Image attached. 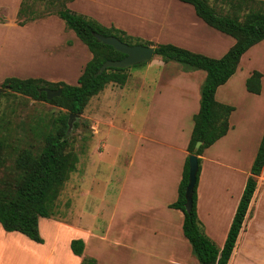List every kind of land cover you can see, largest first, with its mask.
Listing matches in <instances>:
<instances>
[{
    "label": "crops",
    "instance_id": "0c3cea01",
    "mask_svg": "<svg viewBox=\"0 0 264 264\" xmlns=\"http://www.w3.org/2000/svg\"><path fill=\"white\" fill-rule=\"evenodd\" d=\"M19 1L11 3L13 15L0 22V79L42 78L76 84L84 65L91 58L88 48L55 15L17 24ZM86 1L89 0H72L67 6L105 26L113 25L129 35L155 44L171 43L219 58L234 43L232 37L199 18L191 4L180 0H101L100 3L90 0L91 5ZM169 62L153 55L150 60L142 62L138 73L146 78L155 65L163 68ZM255 70L261 73V91L258 94L245 88L246 78ZM202 71L181 70L182 74L167 77L166 83H171L173 89L169 90L168 85L165 92H161L159 87L151 92H98L89 99L87 105L92 103L98 109L97 127L95 124L93 127L100 129L102 125L103 128L113 126L107 114L112 103L109 98L130 95L133 101L129 109V126L120 128L127 133L123 135L124 146L129 143L128 134L133 135V139L129 151L122 155V167H117L122 175L117 180L116 195L111 196L113 207H109L105 237L96 232L80 235L85 244V255L95 258L97 254L93 250L92 255L86 253L90 240L101 237L104 240L114 227L118 235L114 245L138 256L134 264L137 261L138 264H199L188 252L185 257L182 255L181 248L188 251L186 243H189L182 231L183 213L169 205L177 199L188 155L193 116L199 109L200 85L206 75ZM164 82L158 83L165 87ZM215 99L234 109L228 118L226 134L197 155L200 172L196 210L206 235L221 247L264 132V39L241 55L233 75L216 89ZM130 114L140 121L138 131L130 127ZM106 141L104 139L102 143L103 151ZM263 204L264 165L256 176L255 191L227 264L264 263L257 259L259 255L256 256L252 248L254 242L264 237L258 225V212ZM44 218H39L38 226ZM47 221L57 227L65 226L54 219ZM19 242L35 245L21 233L5 231L0 225V264H19L21 255L24 256L21 264H25V257L28 264L39 263L35 249L24 245L32 253L21 254ZM62 249H66L65 244H62ZM65 253L70 259L69 253ZM48 259V255L44 257V261Z\"/></svg>",
    "mask_w": 264,
    "mask_h": 264
},
{
    "label": "trees",
    "instance_id": "16d2710c",
    "mask_svg": "<svg viewBox=\"0 0 264 264\" xmlns=\"http://www.w3.org/2000/svg\"><path fill=\"white\" fill-rule=\"evenodd\" d=\"M27 1L19 2L16 11L17 24L23 25L55 14L64 21L65 27L72 30L88 48L91 58L84 65L74 85L63 81L51 82L42 78L7 77L2 81V86L12 92L46 100L67 109L74 115L83 113L89 99L100 92L106 84L112 82L123 85L128 77L126 70L129 67H107L100 74H96L105 60H117L124 54L111 45L100 42L95 34L115 36L128 44L153 45L152 41H142L139 37L129 35L120 28L112 25L105 26L90 16L71 10L67 3L72 0H31V7ZM36 1L44 2L46 10L43 14L34 13L32 7ZM180 1L191 4L199 18L212 28L232 37L234 43L219 58L196 53L171 43L154 44V55L160 56L164 62L176 61L188 67L187 69H201L206 74L200 87L199 109L193 116V128L187 146L188 155L178 185L177 199L169 206L182 211V231L198 263L227 264L255 191L256 176L260 174L264 165V132L221 247H218L206 235L197 215L196 188L200 158H198L196 182L191 195V208L185 209L188 156L192 153L200 155L205 148L225 135L229 129L228 118L234 108L217 101L215 92L233 75L241 55L264 39V1L221 0L229 6V11L225 13L217 11L208 0ZM0 20L4 19L0 18ZM260 80L261 73L253 71L245 80L247 91L258 94L261 91ZM44 88L52 90L61 88V93L48 99ZM68 126V115H59L42 132L43 143L40 147L24 148L18 152L14 160V166L20 172L18 179L13 187L6 183L0 185V225L5 231L19 232L34 242H43L39 233V218L52 217L53 206L59 191L69 174L75 170L78 161L76 153L68 148ZM197 141H200V145L195 150L194 145ZM3 146L4 141L0 138V165L3 163L1 158ZM84 247L85 244L81 238H72L69 242L70 251L76 256L83 254ZM79 264H97V261L93 257L85 256L81 258Z\"/></svg>",
    "mask_w": 264,
    "mask_h": 264
},
{
    "label": "rangeland",
    "instance_id": "374dc122",
    "mask_svg": "<svg viewBox=\"0 0 264 264\" xmlns=\"http://www.w3.org/2000/svg\"><path fill=\"white\" fill-rule=\"evenodd\" d=\"M13 1L15 0H0V18L7 19L10 15H13L11 6ZM86 2L87 4L91 3L90 0ZM96 2L100 3L101 0H96ZM208 2L217 11L224 13L229 11L227 3L221 0H208ZM31 3V0L27 1L30 7ZM32 9L36 14H43L46 10L44 2L41 1H36ZM0 22L2 21L0 20ZM140 39L145 41V39ZM154 44L153 42V46ZM167 64L163 68L160 65H155L150 71V75L146 78H142L138 73L143 66L142 64L129 66L126 70L129 78L124 85L111 82L106 84L100 92H151L158 87L162 90L161 92H165L168 85L169 90L173 89L171 83H166L165 79L167 77L182 74L181 70L183 72L196 70L187 69L188 67L176 61H170ZM2 81L3 79H0V88L3 89L0 95V138L4 141V146L1 150L3 163L0 165V185L6 183L13 187L20 173L14 166V160L18 152L24 148L35 149L40 147L43 143L42 132L45 127L61 114L68 115V148L78 156L75 170L69 174L55 200L53 206L54 214L52 217L44 218L40 221L39 233L43 242H34L33 244L35 245L29 243L21 244L19 242L20 252L21 254L25 252L24 255L27 252V254L32 253L23 247L24 245L30 249H35L39 256L38 264H79L81 258L87 255L83 253L77 258L73 257L76 255L70 251V240L72 238H80L81 233L85 234V232H96L97 235L105 237L108 231V211L109 207H113L111 206L112 197L116 195L114 190L118 183L117 180L122 175L121 169L117 167H122V155L125 151H129L130 142L133 139V135L128 134L130 140L128 145L124 146V136L127 133L121 129L129 126V109L132 108L131 102L133 98L130 95L109 98L112 103L110 109L107 110V114L108 118H110L109 123H112L113 126H105L103 128L102 125L98 129L93 127L94 124L97 127L98 120H96V115L98 109H95L91 105L92 103L85 106L83 113L74 115L68 112L67 109L58 107L46 100L12 92L2 86ZM159 81H165V87H162L158 83ZM175 90L178 92L177 87ZM139 122L138 117L131 115V129L138 131ZM104 139H107V146L103 151L102 143ZM102 151L103 153L100 155ZM118 155L119 157H117ZM114 164L115 168H113ZM50 219H54V221L65 226L57 227L55 223L47 221ZM258 219V225H260L259 227L264 233V204L259 209ZM116 232V228L114 229L113 227L108 237L104 239L105 241L102 240V237L101 239L90 240L86 253L92 255L91 250H93L97 254L95 255L97 264H134V259L137 260L136 257L138 256H133L126 249L114 245V240L118 236ZM68 237H70L69 241L67 240ZM62 244H65V250L62 249ZM186 244L188 251L181 248L182 255L185 257V253L187 254L188 252L195 258L189 243ZM253 244H255V246L252 245V248L255 249L256 256L259 255L257 259L263 262L264 237ZM51 247L52 249H50ZM49 251L51 252L50 254H48ZM65 251L71 256L70 259H68ZM35 254L33 256L34 259ZM47 255L49 259L44 261V257ZM23 259L24 256L21 255L19 264L22 263ZM25 261L24 263L28 264L26 257ZM14 264L16 263L14 262ZM136 264H138V261Z\"/></svg>",
    "mask_w": 264,
    "mask_h": 264
},
{
    "label": "water",
    "instance_id": "95a60500",
    "mask_svg": "<svg viewBox=\"0 0 264 264\" xmlns=\"http://www.w3.org/2000/svg\"><path fill=\"white\" fill-rule=\"evenodd\" d=\"M95 37L102 43L111 45L115 50L124 54V56L117 60H105L99 67L96 74H100L107 67H118L125 68L139 64L150 60L154 55V46L143 45V44H128L121 41L115 36H104L101 34H95ZM46 92L48 99L54 96H58L61 93V88L57 90H52L49 88L43 89ZM3 91L0 88V92ZM71 117V116H70ZM200 145V141H197L194 145V149L197 150ZM198 171V157L196 154L192 153L188 156V182L185 187V209L189 210L191 208V195L196 182V174Z\"/></svg>",
    "mask_w": 264,
    "mask_h": 264
}]
</instances>
